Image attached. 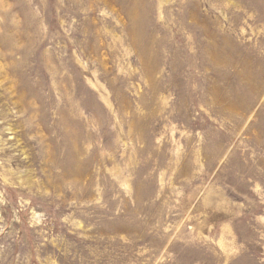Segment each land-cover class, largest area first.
<instances>
[{"label":"rangeland","instance_id":"rangeland-1","mask_svg":"<svg viewBox=\"0 0 264 264\" xmlns=\"http://www.w3.org/2000/svg\"><path fill=\"white\" fill-rule=\"evenodd\" d=\"M0 264H264V0H0Z\"/></svg>","mask_w":264,"mask_h":264}]
</instances>
